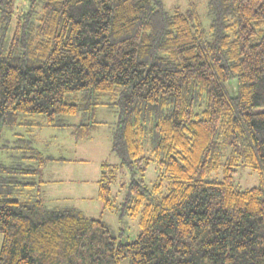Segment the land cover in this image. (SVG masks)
I'll list each match as a JSON object with an SVG mask.
<instances>
[{"label": "trees", "instance_id": "trees-1", "mask_svg": "<svg viewBox=\"0 0 264 264\" xmlns=\"http://www.w3.org/2000/svg\"><path fill=\"white\" fill-rule=\"evenodd\" d=\"M14 3L0 0V264H264V0H207V23L163 0H28L16 17ZM100 106L118 112L120 163H101L98 198L138 217L128 242L44 199L45 167L69 159L42 151L33 128L85 139ZM20 125L27 135L4 136ZM240 163L260 185L236 186ZM126 170L118 201L111 185Z\"/></svg>", "mask_w": 264, "mask_h": 264}, {"label": "rangeland", "instance_id": "rangeland-1", "mask_svg": "<svg viewBox=\"0 0 264 264\" xmlns=\"http://www.w3.org/2000/svg\"><path fill=\"white\" fill-rule=\"evenodd\" d=\"M167 7L180 6L184 10L193 7L198 11L202 20L208 22L206 17L207 0H163ZM28 7V0H15L12 8L14 17L16 12ZM1 23V22H0ZM264 109L258 107L256 110ZM92 120L103 123L92 130L90 136L85 139L77 138L72 127L65 128H33L32 134L36 138V145L44 152L51 153L56 157L63 156L71 161L68 162H50L52 171L45 175L46 179H62L52 182L47 191H44L45 202L50 206H76L86 215L93 217H102L115 231L116 234L123 231L122 240L125 242L137 238L140 228L138 217L129 215L120 217L113 211H103V204L98 198L97 180L101 175V163L108 161L112 164L120 163V158L111 149V132L118 119L116 109L107 106H100L96 113L92 115ZM68 122L78 124L83 121V115H68ZM22 133L27 135V127L20 125L14 129H4L3 134L6 138L14 139L15 134ZM1 144L3 143L0 142ZM151 145L147 140L145 143V155L150 157V163L146 169L144 177L149 185L155 182L160 176V170L157 161L151 155ZM8 151L0 149V158L8 160ZM70 176H68V175ZM139 176V172H137ZM84 177V180H80ZM80 178V179H79ZM44 179V177H43ZM131 179L130 171L126 170L119 174L116 182L111 185L113 195L118 196L121 201L125 187L121 183H127ZM163 188L159 195L167 192L169 179L162 177ZM236 186L241 189L251 188L260 185L261 176L253 171L249 166L242 163L237 166L234 176ZM84 195V196H83ZM3 243V234L0 233V248ZM121 264H129V259H123Z\"/></svg>", "mask_w": 264, "mask_h": 264}, {"label": "crops", "instance_id": "crops-1", "mask_svg": "<svg viewBox=\"0 0 264 264\" xmlns=\"http://www.w3.org/2000/svg\"><path fill=\"white\" fill-rule=\"evenodd\" d=\"M60 157H63V156H60ZM68 161H71V160H67V161H56V162H62V163H64V162H68ZM53 162H55V161H53ZM52 165H53V164H52ZM52 165L50 166V164H48V165L45 167V169H44L43 177H44L45 183H44V185H43V188H44V191H45V192L47 191V188L50 187V185H51L52 182H56V181H60V180H62V179H57L56 177H54V178H49V179H46V178H45V175L48 174V173H50V172L52 171V169H51ZM67 175H68V174H67ZM68 176H70V175H68ZM79 179H80V178H79ZM80 180H84V177H81ZM83 196H84V195H83Z\"/></svg>", "mask_w": 264, "mask_h": 264}]
</instances>
